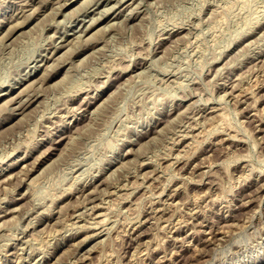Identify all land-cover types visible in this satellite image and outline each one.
<instances>
[{
	"label": "rangeland",
	"instance_id": "374dc122",
	"mask_svg": "<svg viewBox=\"0 0 264 264\" xmlns=\"http://www.w3.org/2000/svg\"><path fill=\"white\" fill-rule=\"evenodd\" d=\"M263 180L264 0H0V264H264Z\"/></svg>",
	"mask_w": 264,
	"mask_h": 264
},
{
	"label": "bare ground",
	"instance_id": "6f19581e",
	"mask_svg": "<svg viewBox=\"0 0 264 264\" xmlns=\"http://www.w3.org/2000/svg\"><path fill=\"white\" fill-rule=\"evenodd\" d=\"M82 29V28H81ZM5 30H7V29H5ZM10 32V31H9ZM6 38V37H5ZM64 44V43H63ZM46 70V69H45ZM44 71V70H43ZM37 77V76H36ZM34 79H36V78H34ZM44 83V82H43ZM30 87V86H29ZM37 87V86H36ZM26 89V88H25ZM28 89V88H27ZM22 91V90H21ZM18 95V94H17ZM11 97V96H10ZM10 99V98H9ZM4 100V99H3ZM12 102V101H11ZM19 102V101H18ZM20 103V102H19ZM5 105V104H4ZM22 110V109H21ZM220 113V112H219ZM23 114V113H22ZM213 115V114H212ZM216 115V114H215ZM223 115V114H222ZM221 115V116H222ZM220 116V117H221ZM252 116H254V115H252ZM223 119V118H222ZM263 134V133H262ZM231 137V136H230ZM219 140H220V138H219ZM223 140V139H222ZM225 140V139H224ZM219 144V143H218ZM234 146V145H233ZM218 147V146H217ZM202 166V165H201ZM207 166V165H206ZM210 166V165H209ZM197 167V166H196ZM194 170V169H193ZM195 173V172H194ZM264 181V180H263ZM262 181V182H263ZM260 185V184H259ZM263 187V186H262ZM260 189H262V188H260ZM255 190H257V189H255ZM90 192V191H89ZM162 192V191H161ZM171 192V191H170ZM172 193V192H171ZM173 193H174V191H173ZM197 194V193H196ZM202 194V193H201ZM157 195H158V193H157ZM194 195V194H193ZM159 196V195H158ZM199 196V195H198ZM197 196V197H198ZM196 197V198H197ZM167 198V197H166ZM190 198H192V197H190ZM246 198V197H245ZM244 198V199H245ZM252 199V198H251ZM166 201V200H165ZM246 201V200H245ZM163 202V201H162ZM183 202V201H182ZM169 203H170V201H169ZM172 203V202H171ZM177 203V202H176ZM194 203V202H193ZM246 203H248L247 201H246ZM195 204V203H194ZM242 204H244V206H245V203L243 202ZM193 205V204H192ZM246 205H248V204H246ZM171 206H172V204H171ZM162 208V207H161ZM170 208V207H169ZM12 209V208H11ZM193 209V208H192ZM198 210V209H197ZM11 211V210H10ZM9 212V211H8ZM158 212V211H157ZM201 212V211H200ZM155 213V212H154ZM169 213V212H168ZM161 214V213H160ZM152 215V214H151ZM163 215V214H162ZM148 216V215H147ZM103 218V217H102ZM100 220V219H99ZM189 221V220H188ZM98 222V221H97ZM105 222V221H104ZM103 222V223H104ZM146 222V221H145ZM148 222V221H147ZM163 224V223H162ZM91 225V224H90ZM94 226V225H93ZM100 227V226H99ZM105 227V226H104ZM158 227H159V225H158ZM161 227V226H160ZM175 227V226H174ZM164 228V227H163ZM92 229V228H91ZM175 229V228H174ZM133 230V229H132ZM96 231H98V230H96ZM133 233V232H132ZM136 233V232H135ZM94 234H96V233H94ZM132 235V234H131ZM130 236V235H129ZM137 236V235H136ZM131 237V236H130ZM209 237V236H208ZM132 238L134 239L135 237L132 235ZM211 238V237H210ZM214 238V237H213ZM212 239V238H211ZM217 240V239H216ZM133 241V240H132ZM135 242H136V240H135ZM134 242V243H135ZM127 243H129V242H127ZM137 244V243H136ZM135 244V245H136ZM130 247H132V246H130ZM134 247V246H133ZM139 248V247H138ZM146 250V249H145ZM196 250V249H195ZM136 251V250H135ZM194 251V250H193ZM141 251L140 250H138V253H140ZM143 252V251H142ZM142 252H141V254H142ZM146 251H144V253H145ZM137 254V253H136ZM141 254H137V255H141ZM132 255V254H131ZM145 255V254H144ZM136 256V255H135ZM129 258V257H128ZM133 258V257H132ZM134 258H136V257H134ZM129 259H131V256H130V258ZM155 259V258H154ZM163 260V259H162ZM156 261V260H155Z\"/></svg>",
	"mask_w": 264,
	"mask_h": 264
}]
</instances>
